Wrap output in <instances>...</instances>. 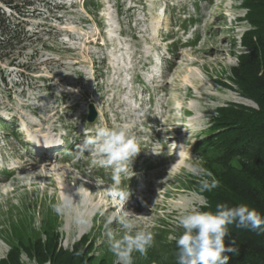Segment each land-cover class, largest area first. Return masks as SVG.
I'll use <instances>...</instances> for the list:
<instances>
[{
	"label": "rangeland",
	"instance_id": "374dc122",
	"mask_svg": "<svg viewBox=\"0 0 264 264\" xmlns=\"http://www.w3.org/2000/svg\"><path fill=\"white\" fill-rule=\"evenodd\" d=\"M11 1L32 5L29 15L19 19L21 36L0 45V111H10L16 127L33 137L46 140L67 133V139L66 147L32 156L20 147L21 134L0 121L4 160L0 170L12 172L0 179V259L18 237L25 240V234L39 233L43 218L52 221L51 204L63 198L70 186L76 194L79 188L85 195L89 188L96 193L93 196L114 201L117 206L113 203L109 211L101 208L106 215L130 211L139 230L153 233V246L146 256L133 253L134 264H176L177 254L169 250L176 243L169 238L180 234L178 218L205 204L193 184L202 177L189 172L185 164L199 159L209 170L199 152L200 139L211 130L217 107L240 103L257 108L229 81L230 68L244 49L240 34L249 26L242 0ZM90 104L97 111L93 122L86 120ZM183 110L187 119L182 118ZM179 115L184 130L174 118ZM99 127H126L141 150L131 165L136 177L121 182L132 192L125 205L108 198L105 184L113 186L109 169L94 165L96 157L87 151L75 158L78 144L72 141L76 138L78 143L79 134L94 136ZM165 132L181 136L171 141L179 159L165 154L169 143ZM68 149L72 156L66 154ZM155 152L159 153L153 156ZM64 171L70 174L67 185ZM141 189L147 192L137 191ZM142 195L147 198L140 202ZM74 196L75 211L87 216L89 223L77 227L72 214L59 217L61 245L70 249L86 235L95 255L116 264L104 235V218L87 212L79 194ZM28 222L34 228L31 233L22 230ZM111 227L118 234L123 231L115 222ZM22 258L27 260L24 254Z\"/></svg>",
	"mask_w": 264,
	"mask_h": 264
},
{
	"label": "trees",
	"instance_id": "16d2710c",
	"mask_svg": "<svg viewBox=\"0 0 264 264\" xmlns=\"http://www.w3.org/2000/svg\"><path fill=\"white\" fill-rule=\"evenodd\" d=\"M0 3L13 11V15L6 14L0 6L1 45L21 36L19 19L29 15L32 3L20 6L11 0H0ZM242 6L246 9L244 18L249 26L240 37L244 49L237 54V63L230 68L229 81L230 87L256 103L257 108L240 103L216 108L211 130L200 139L198 147L204 161L210 165V179L218 182L217 187L202 189L200 180L193 184L205 198L201 211L215 212L218 204L229 207L243 204L264 216V0H242ZM52 217L48 223L43 218L39 233L34 237L27 233L25 240L18 237L12 242L0 264H28L23 260V254L31 264L32 261L36 264H113L93 253L87 245L86 235L70 249L64 248L56 228L59 216L54 214ZM21 224L23 222L15 227ZM31 225L29 223L22 230L33 232ZM182 231L180 229V233ZM263 234L229 226L225 245L235 241L233 246L237 251L225 253L229 256L228 264H264ZM169 250L178 253L176 244Z\"/></svg>",
	"mask_w": 264,
	"mask_h": 264
},
{
	"label": "clouds",
	"instance_id": "9594fccd",
	"mask_svg": "<svg viewBox=\"0 0 264 264\" xmlns=\"http://www.w3.org/2000/svg\"><path fill=\"white\" fill-rule=\"evenodd\" d=\"M86 151L96 157L92 161L94 165L110 170L113 186L109 188V195L125 205L130 199L131 192L128 186L121 187V182L132 177L129 175V166L131 167L133 160L141 151L135 137L126 127H99L94 136H87L83 143L77 146L75 158H82ZM68 155L72 156L73 153L69 152ZM185 168L202 177L200 180L202 189L210 190L217 187L218 182L210 179L212 174L202 166L199 159L186 163ZM76 191L81 200L82 193L79 188ZM48 195L53 197V191L49 190ZM76 205L72 195L65 194L63 198L56 199L51 207L57 216L72 214L75 226H85L89 220L87 216L75 211ZM97 212L104 218V235L108 249L116 257L117 264H134L133 253L147 255L148 249L153 246L154 235L150 231L137 228L132 212L123 211L122 214L107 215L102 209ZM114 222L122 228L121 233L118 234L112 229L111 225ZM232 225L264 233V216L243 204L235 207L218 204L215 212L201 211L199 206V210L181 215L177 227L183 231L178 236L169 238L175 240L178 249L176 264H228L229 256L225 253L237 251L233 246L235 241H231L228 246L225 245V237L229 236V226ZM25 261L31 264L28 258ZM32 264L36 262L32 261Z\"/></svg>",
	"mask_w": 264,
	"mask_h": 264
},
{
	"label": "bare ground",
	"instance_id": "6f19581e",
	"mask_svg": "<svg viewBox=\"0 0 264 264\" xmlns=\"http://www.w3.org/2000/svg\"><path fill=\"white\" fill-rule=\"evenodd\" d=\"M218 48V47H217ZM213 51H217V49H213ZM174 111V109L172 110V112ZM0 115H2V116H4V117H2V118H4V119H8L9 120V124H10V127H11V124L13 123V117H15V116H13V115H11V113H10V111H6V110H4V112H1L0 111ZM174 132V131H173ZM176 133V132H175ZM165 138H167V139H178V137H179V139H180V137L181 136H179V134H178V136L176 135V134H170V133H163L162 134ZM171 135V136H170ZM26 137H27V140H29V141H31L32 140V142H33V140L34 141H37V139H33L32 137V135L29 133V132H26ZM31 142V143H32ZM56 143V145L57 144H60L61 143V140L58 138V137H56L55 139H51L50 137L49 138H47L46 140H44V141H37V146L38 147H41V146H47V147H49V146H51L52 144H55ZM32 145H34V144H32ZM60 147V146H59ZM59 147H57V148H59ZM54 149H56V147H51V151L52 150H54ZM45 153H47L45 150H44V152H42V153H40V155L41 154H45ZM52 158V157H51ZM45 159V158H44ZM56 160V159H55ZM174 160V159H173ZM184 161V160H183ZM172 163V162H171ZM170 163V164H171ZM35 164V162L33 163V164H31V165H34ZM40 164V163H39ZM41 164H43V165H46V166H48V163H46V162H41ZM37 166V165H36ZM70 167H72V165H69ZM70 179V174L69 173H67L66 171H64V175L62 176V180L65 182V184L67 185L68 184V180ZM73 186H75L76 188H77V184L76 183H74L73 184ZM89 188H87V193L85 194V195H82L83 196V198H82V201H83V203H82V206L83 207H86L87 208V212H96L97 213V210H99V209H101L102 207H104V206H106L107 208H106V211H109L110 209H111V207H114V204L117 206V204L114 202V201H109V199H106V200H104L103 198H97V196H93V195H96V193H94V191H89L88 190ZM90 190H91V188H90ZM81 192V191H80ZM65 194H69V195H72V197H73V200L75 199V196L74 195H78V194H76L75 193V191L72 189V188H70V186H68V191H66V193H64L63 195H65ZM110 197V195H108V198ZM105 198V197H104ZM108 200V204L107 203H105V201H107ZM110 202V203H109ZM114 203V204H113ZM133 207H135V206H133ZM121 210V209H120ZM83 231V228H81V231H80V233ZM83 236V235H82Z\"/></svg>",
	"mask_w": 264,
	"mask_h": 264
},
{
	"label": "water",
	"instance_id": "95a60500",
	"mask_svg": "<svg viewBox=\"0 0 264 264\" xmlns=\"http://www.w3.org/2000/svg\"><path fill=\"white\" fill-rule=\"evenodd\" d=\"M96 116H97V111L95 110L94 105L90 104L89 111H88V114L86 116L87 121H89V122L94 121Z\"/></svg>",
	"mask_w": 264,
	"mask_h": 264
}]
</instances>
